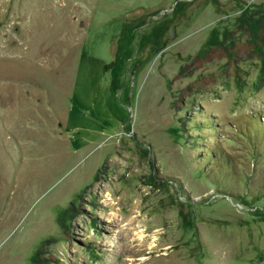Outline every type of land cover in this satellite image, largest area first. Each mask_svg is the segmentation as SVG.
Wrapping results in <instances>:
<instances>
[{
	"label": "rangeland",
	"instance_id": "374dc122",
	"mask_svg": "<svg viewBox=\"0 0 264 264\" xmlns=\"http://www.w3.org/2000/svg\"><path fill=\"white\" fill-rule=\"evenodd\" d=\"M260 22L0 0V264H264Z\"/></svg>",
	"mask_w": 264,
	"mask_h": 264
},
{
	"label": "trees",
	"instance_id": "16d2710c",
	"mask_svg": "<svg viewBox=\"0 0 264 264\" xmlns=\"http://www.w3.org/2000/svg\"><path fill=\"white\" fill-rule=\"evenodd\" d=\"M260 24L263 25L264 23L263 22H260ZM262 29H264V27ZM259 30L260 29L257 27V29L255 31H256L257 34L260 33L262 35V31L261 30L259 31Z\"/></svg>",
	"mask_w": 264,
	"mask_h": 264
},
{
	"label": "bare ground",
	"instance_id": "6f19581e",
	"mask_svg": "<svg viewBox=\"0 0 264 264\" xmlns=\"http://www.w3.org/2000/svg\"><path fill=\"white\" fill-rule=\"evenodd\" d=\"M135 218V217H134ZM134 218L132 217L131 219H130V224H133L135 221H133L134 220ZM140 235V234H139ZM141 236V235H140Z\"/></svg>",
	"mask_w": 264,
	"mask_h": 264
}]
</instances>
